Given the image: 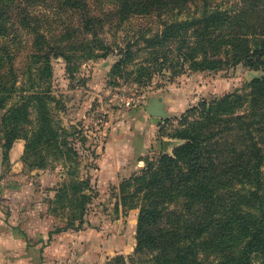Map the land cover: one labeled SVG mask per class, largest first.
<instances>
[{
	"label": "rangeland",
	"instance_id": "obj_1",
	"mask_svg": "<svg viewBox=\"0 0 264 264\" xmlns=\"http://www.w3.org/2000/svg\"><path fill=\"white\" fill-rule=\"evenodd\" d=\"M162 1L149 5L146 0H138L134 6L131 0H124L127 7H123L122 0H0V19L5 24L0 56L9 58L18 69L15 87L4 93L8 97L6 107L0 109V126L6 110L20 104L13 114L19 122L18 133L30 137L48 124L52 140L59 142L65 137L77 150V169L65 165L56 153L50 156L46 169L58 181L48 190H52L53 197L55 188L64 185L70 189V171L74 168L77 177L89 179L88 188L75 194L68 191L62 201L54 204L55 214L65 226L72 214L82 212L81 219L77 214L74 217L78 228L88 225L104 235L117 232L113 240L120 250L104 264H157L153 261L156 250L135 252L140 207L147 204L146 189L136 178L144 174L149 163L156 166L161 156L173 155L174 148L184 142L179 131L198 120L207 104L213 103L214 110L219 106L216 111L221 112L225 103L217 99L228 95L232 115L248 114L252 83L262 74L243 62L196 70L183 62L186 56L182 58L177 52H187L188 47L201 41L211 47L208 53L223 57L231 27L214 11L231 14L249 0ZM153 7L158 9L148 13ZM210 14L212 18H206L204 24L193 21ZM168 18L191 23L175 28V37L151 40L162 29L160 23ZM127 44L132 48L131 60L115 70ZM196 50L195 55H200L202 47ZM39 56L49 57V76L36 70L44 59ZM39 96L46 102L48 115H41L37 107L42 100ZM158 96L163 98L166 118L151 116L145 110L148 102ZM262 114L264 110H256L254 118ZM151 123L155 127L145 144L144 135ZM128 136L133 142L134 155L130 159L124 157L126 151L121 148V144L125 147L129 143ZM1 152L0 148V165ZM119 153L123 156L118 157ZM112 164L117 176L100 184L99 165L110 168ZM227 203L230 212L226 214L230 215L236 205L230 203V198ZM163 204V225L181 224L186 218L193 220L201 215L202 205L189 204L183 197ZM199 259L202 264L221 261L218 248L213 246L203 249Z\"/></svg>",
	"mask_w": 264,
	"mask_h": 264
},
{
	"label": "trees",
	"instance_id": "obj_2",
	"mask_svg": "<svg viewBox=\"0 0 264 264\" xmlns=\"http://www.w3.org/2000/svg\"><path fill=\"white\" fill-rule=\"evenodd\" d=\"M131 1L137 6L138 0ZM146 1L149 5L163 4L162 0ZM122 5L127 7L124 0ZM157 9L149 8L148 13ZM214 12L231 27L230 42L228 48L223 50L224 56L208 53L211 47L199 41L195 47H188L187 52L177 51L182 58L187 57L183 62L190 63L196 70L215 69L221 67L220 63L236 65L243 62L248 67L260 69L262 74L252 83L248 114L232 115L233 110L227 103L228 95L217 99L218 103H225L221 112L216 111L219 106L214 110L213 103L207 104L206 112L200 114L198 120L189 122L187 129L179 131L184 142L174 148L173 155L161 156L156 166L149 163L144 174L136 178L146 189L144 197L147 204L140 207L135 252L146 248L156 250L153 261L157 264H202L199 255L210 246L218 248L221 257L219 264H254L255 260L258 264H264V116L262 114L257 120L254 118L256 110H264V0H249L231 14ZM212 16L210 14L209 17L193 21L204 24ZM186 22L179 18H168L160 23L162 29L157 30L150 39L175 37V28ZM188 22L191 23L190 20ZM4 31L5 24L0 19V36ZM197 46L202 47L200 55H195ZM122 51L123 57L115 63V70L131 60L130 45L127 44ZM39 58L44 59L36 70L49 76V57ZM16 71L18 69L9 58L0 56V109L6 107L8 96H4V93L11 92L15 87ZM39 98L44 100L41 96ZM42 100L39 99L37 107L41 109V115H48L46 102ZM20 108V104H14L3 114L0 126L2 160L8 159L12 143L16 139H23L21 160L27 169L49 167L50 156L55 153L66 162L65 165L77 169V150L65 137L59 142L52 140L49 136L52 129L48 124L30 137L18 133L19 122L13 118V114ZM76 169L70 171L73 175L71 190L63 185L62 188H55L53 197L47 198L50 213L55 214L57 209L54 204L62 201L68 191L75 194L88 188L89 179L77 177ZM176 197H183L189 204H201L200 217L193 220L186 218L181 224L169 222L163 225L160 221L164 215L163 203ZM227 198L236 205L230 215L226 214L230 212ZM76 214L80 218L82 212L72 214L67 224L57 228V231L80 229L74 223Z\"/></svg>",
	"mask_w": 264,
	"mask_h": 264
},
{
	"label": "crops",
	"instance_id": "obj_3",
	"mask_svg": "<svg viewBox=\"0 0 264 264\" xmlns=\"http://www.w3.org/2000/svg\"><path fill=\"white\" fill-rule=\"evenodd\" d=\"M150 125L144 135L145 144L155 127L153 123ZM129 139L121 148L126 151L124 157L130 159L134 154ZM23 149L24 140L16 139L8 151V159L0 165V264H104L120 250L113 240L117 232L112 230L104 235L102 230L88 225L57 231L63 222L49 212L46 200L52 197L48 188L52 189L58 180L49 169H27L21 160ZM99 166L100 184L117 176L115 164L110 168Z\"/></svg>",
	"mask_w": 264,
	"mask_h": 264
},
{
	"label": "water",
	"instance_id": "obj_4",
	"mask_svg": "<svg viewBox=\"0 0 264 264\" xmlns=\"http://www.w3.org/2000/svg\"><path fill=\"white\" fill-rule=\"evenodd\" d=\"M145 110L151 116L161 117V118L167 117L162 96L152 98L145 106ZM164 145L166 146V143H164Z\"/></svg>",
	"mask_w": 264,
	"mask_h": 264
}]
</instances>
